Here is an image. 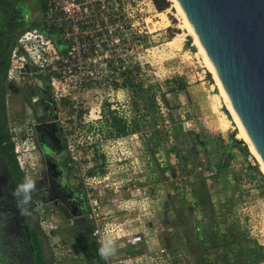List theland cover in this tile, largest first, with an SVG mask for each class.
<instances>
[{
  "label": "rangeland",
  "instance_id": "1",
  "mask_svg": "<svg viewBox=\"0 0 264 264\" xmlns=\"http://www.w3.org/2000/svg\"><path fill=\"white\" fill-rule=\"evenodd\" d=\"M20 1L24 3L25 9L38 10V14L41 12L42 0ZM160 11L166 12L167 22L159 18ZM154 13L152 19H147L148 22L155 23L154 27L148 23L153 30V36L152 40L146 43L152 46L150 50L152 55L149 56L151 63L145 62L134 67L130 72L133 80L140 83V86H136L135 91H131L123 86L110 88L101 85L100 89L93 91L91 96L81 97L78 104H84L86 101L88 105L86 114L88 126L83 123L74 127L71 121L67 122L66 127H70L65 131L66 148L69 149L74 142H78L80 155L90 156L86 158L87 162L93 164L90 174L94 172L93 168L100 170L96 166L100 164L96 156L102 149L101 143L104 142L102 133L97 134L96 126H100L105 130L104 137L109 140L108 158L120 154V150L129 158H132V155L137 156L138 166L134 165L133 168L140 170V175L148 184L153 183L164 189L158 197L159 218L164 228L161 237L164 245L171 247L174 252L183 254L184 259H180L181 262L264 264V184H261L264 175L261 179L256 172H253L255 167L259 168L258 161L245 142L239 138L238 143L230 147L232 156L229 162L217 167L216 162L220 156L223 154L225 158L227 157L225 149L230 142L229 136L238 138L235 122L224 105L223 97L219 94L218 86L202 54L198 52L191 34L183 25L180 14L176 12L170 0L169 5L162 10L155 7ZM170 38H175L172 47L167 45ZM60 46L63 47L64 43L61 42ZM141 55H143L142 59L147 58L146 53ZM175 76H183L187 81L184 89H170L171 79ZM153 83L156 85L149 87V84ZM162 91L168 98V105L161 102L158 96V92ZM100 95H103V100L108 101V105H105L106 109L113 106L116 114L126 120L128 127L136 125L139 130L116 135L113 124L106 121L109 111L106 110V114L100 118L94 109ZM13 97L15 108L21 114L19 118L5 116L9 139V126L14 125L18 130L17 125L22 123L25 117L31 116L26 102L28 97L23 96V93H16ZM69 99L71 105L72 99ZM220 114L229 118V126L226 130H220L217 126ZM62 115L67 116L68 113ZM9 122L11 125L8 124ZM95 123L97 125H94ZM89 141L92 145L91 149L83 150L85 142ZM238 144L244 146L247 151L242 150ZM21 146L29 170L26 171V176L20 170L22 176L21 178L17 176V184L24 183L25 177H30L39 183L42 178L39 168L42 167L37 165L39 160L36 157L37 152H33L35 150L33 142L27 141ZM201 162L203 165L214 162L217 171L208 179L197 176L196 180L191 182L193 205L189 203L186 206V200L177 194L168 196L167 189L174 184L173 179L170 178L171 174L178 171L179 174L183 173L187 176L188 172ZM81 163L78 162L80 173L84 167L83 159ZM129 171L131 172V168ZM27 196L29 194L21 188L19 200L26 209L29 220L33 221L30 219L34 216L31 210L37 215L38 208L43 206L46 219L53 224L58 223L59 216L55 207L51 204L39 203L33 210L32 206L36 199L32 196L30 203L24 204V198ZM166 201L170 211L163 208ZM153 207L157 208L154 204ZM197 216L203 220L199 233L193 229ZM176 227L183 230L187 242L183 243L181 237H178ZM208 227L211 233L206 232ZM40 229L41 234L44 233L48 254L52 255V241L60 243L59 245L55 243L56 247L53 248L55 254L62 256L60 264H100L96 259L88 262L80 251L79 242L90 239L84 232L55 233V237L49 239L45 236L44 230L41 227ZM227 233L229 236H224ZM199 235L203 237L199 238ZM239 241L242 250L237 249ZM62 243L64 245H61ZM251 248L259 252L254 254L250 251ZM192 251H196L197 254L194 256ZM54 264L59 263L54 262Z\"/></svg>",
  "mask_w": 264,
  "mask_h": 264
},
{
  "label": "built area",
  "instance_id": "2",
  "mask_svg": "<svg viewBox=\"0 0 264 264\" xmlns=\"http://www.w3.org/2000/svg\"><path fill=\"white\" fill-rule=\"evenodd\" d=\"M42 1L44 10L39 23L22 29L10 46L6 69L8 81L18 84L45 75L54 96H70L72 107L77 108L81 97L91 96L101 85L117 88L121 85L114 86V82H122L126 77L124 72L130 70V75L134 67L151 63L149 56L152 55V46L146 43L153 36L147 20L155 15L153 0ZM61 42L64 43L63 47L60 46ZM144 53L147 56L145 60L141 58ZM25 64L29 67L28 71L22 70ZM103 99V95H100L94 108L98 117L105 115L106 110L116 114L113 106L106 109L105 105L108 104ZM89 111H92L91 107ZM8 124L11 125L10 122ZM17 126L18 130L14 125L9 126L8 130L16 163L26 176L29 168L21 145L29 137L21 124ZM96 129L97 134L102 133L103 136L101 146L106 157V170L101 172L93 168L92 174L82 171L80 175L85 186L90 236L96 241L98 249L101 246L115 249L112 256L103 259L104 263L186 264L180 260L184 259L181 252H174L162 241L164 228L159 218L158 197L164 189L153 183L148 184L140 175V170L133 168L134 165L138 166L137 156L129 158L120 150V154L108 158L109 140L104 137L105 130L100 126H96ZM216 171L214 162L208 165L201 162L187 176L173 172L170 178L174 184L167 189L168 196L177 194L186 200V206L189 203L193 205L191 182L197 176L208 179ZM163 206L170 211L167 201ZM38 210V224L49 239H53L55 233H65L68 226L59 228L56 223L46 219L43 206ZM194 221L193 229L199 233L203 220L198 217ZM55 243L60 244L52 241V251ZM53 254V264H60L62 256L55 254V251Z\"/></svg>",
  "mask_w": 264,
  "mask_h": 264
},
{
  "label": "water",
  "instance_id": "3",
  "mask_svg": "<svg viewBox=\"0 0 264 264\" xmlns=\"http://www.w3.org/2000/svg\"><path fill=\"white\" fill-rule=\"evenodd\" d=\"M176 1L264 167V0ZM14 189L0 153V264H36Z\"/></svg>",
  "mask_w": 264,
  "mask_h": 264
},
{
  "label": "flooded vegetation",
  "instance_id": "4",
  "mask_svg": "<svg viewBox=\"0 0 264 264\" xmlns=\"http://www.w3.org/2000/svg\"><path fill=\"white\" fill-rule=\"evenodd\" d=\"M38 10L25 9L20 0H0V31L3 35L0 39V94L4 96V109L7 118H19L21 112H17L13 95L23 93L29 106L30 117H25L21 124L28 141L33 142V152H37V159L42 168L41 180H35L36 193L33 194L34 201L32 209L39 203L51 204L57 210L59 220L57 226H68L65 233L84 232L90 236V218L88 216V205L85 196V186L81 178L78 162L84 160L83 171L90 174L93 164L87 162L89 154L83 157L78 142L69 150L66 148V124L71 121L75 127L86 124L88 105L84 104L73 108L70 105V96L55 95L45 75H38L35 79L14 84L6 78V64L9 62V50L18 33L29 23L41 19ZM22 86V87H21ZM12 97V99H11ZM12 100V101H11ZM68 113L67 116L62 114ZM83 117V119H81ZM27 142V141H26ZM83 150L88 151L92 145L85 142ZM86 145H90L87 146ZM15 157V156H14ZM100 164L96 165L101 172L106 168V157L104 152L97 153ZM87 162V163H86ZM28 193V192H26ZM29 194V193H28ZM20 199V198H19ZM20 201V200H19ZM21 207H24L21 203ZM37 211V209H36ZM26 212V211H25ZM32 219L34 222L35 215ZM38 222V214L36 215ZM63 221H61V220ZM64 223V224H63Z\"/></svg>",
  "mask_w": 264,
  "mask_h": 264
},
{
  "label": "trees",
  "instance_id": "5",
  "mask_svg": "<svg viewBox=\"0 0 264 264\" xmlns=\"http://www.w3.org/2000/svg\"><path fill=\"white\" fill-rule=\"evenodd\" d=\"M153 2H154L155 7L158 10H162L169 5V0H153ZM43 10H44V2L42 1L41 11L43 12ZM40 16L42 17V13ZM39 21H40V19L38 21L31 22L26 27L37 25L39 23ZM2 35H3V32L0 31V39H1ZM7 65L8 64H6V67H5L6 69H7ZM129 71L130 70H128L127 72H124L126 74V77L120 83L114 82V86L121 85V86L126 87L127 89H129L131 91H135L134 90L135 87L140 86V83H137L133 80V78L128 74ZM171 81H172V84L170 86L171 90L184 89L187 86V81L183 78V76H175L171 79ZM154 85H156V83L149 84V87H152V86L154 87ZM158 96H159L160 100L165 105H168V98H167L164 91L158 92ZM104 102H105V104H108L107 100H105ZM156 106H157V104L155 103V107ZM5 116L6 115H5V109H4V96H2L0 94V153L3 156L5 163L7 164L9 175L13 181L14 188H16V186L18 185L17 184V182H18L17 176H20L19 178H21L22 175H21L20 169H19V167L16 163V160H15V157H14L13 144L10 141V139L8 138L9 134L7 131L6 117ZM107 117L108 118H106V121H108L109 124H113L114 129H115L114 133L116 135H124V134H128L130 132H137L139 130L138 126H136V125L128 127L126 120L123 118V116L113 113L112 110H109V116H107ZM229 140H230L229 145H227V147L225 149L227 157L225 158L223 156V154L220 156V158L216 162L218 168L229 162V159L232 156V154L230 153V147L232 146V144L234 145V144L238 143L237 138L234 137L233 135L229 136ZM238 146L242 150L247 151V149L244 146L239 145V144H238ZM257 169L258 168L255 167L253 169V172L255 173ZM21 183H22V181H21ZM261 184H264V181H262ZM16 199H17L19 205L21 206L19 198L16 197ZM24 215H25V219H26V222H27V225L29 228L30 242H31L32 247H33V258H34L35 263L36 264H53V260H54L53 252L51 251L52 255L47 253L48 250H47V246H46L45 237L43 235L44 233L41 234V231H40L41 229H40L39 224L37 222L36 215H35L34 222H32L31 220L28 219L26 212H24ZM177 231L179 234L178 237L179 238L181 237L182 242L183 243L187 242L186 235L183 233V230L178 229ZM206 232L211 233L209 227L206 228ZM204 235L206 236L205 233H204ZM224 236L228 237L229 235L227 233ZM237 242H238V240H237ZM240 243H241V241H239V244L237 246L238 250H242L240 248L241 247ZM79 249L82 252L85 260H87L88 262H90L93 259H96L98 261V263L105 264L104 260L99 255L98 245L92 237H90V239L85 241V242H79ZM250 251H252L254 254H257L259 252L255 248L254 249L251 248ZM191 253L194 256L197 254L196 251H192ZM197 263L199 264V262H197Z\"/></svg>",
  "mask_w": 264,
  "mask_h": 264
},
{
  "label": "bare ground",
  "instance_id": "6",
  "mask_svg": "<svg viewBox=\"0 0 264 264\" xmlns=\"http://www.w3.org/2000/svg\"><path fill=\"white\" fill-rule=\"evenodd\" d=\"M170 2H171V5L175 8L176 12L178 14H180L179 17H181V21H182L183 25L186 26V28L188 29L189 33L191 34V36L193 38L194 45H196L198 52H200L202 54L203 59H204V62L206 64V66L208 67L210 73L212 74V77L214 78L216 85L218 86L219 94L223 97V100H224V105L228 109V112L231 114L232 120H234V122H235V125H236L235 128H236V131H237V134H236L237 137L240 138V139H242L245 142L247 148L250 150V152L254 155V157L258 161L259 169L264 174V167H263V165H262V163H261V161H260V159H259L256 151L254 150L252 144L250 143L247 135L245 134L242 126L240 125V123H239V121H238V119H237V117H236V115H235V113H234V111H233V109H232V107H231V105H230V103H229V101H228L225 93L223 92V90H222V88H221V86H220V84L218 82V80L216 79L215 75L213 74V72L211 70V67L209 65L207 56L204 53V51H203L200 43L198 42V40H197L194 32L192 31V29H191L188 21L186 20L184 14L182 12V10L180 9V7H179V5H178V3H177L176 0H170ZM158 16H159L160 19L165 20L167 22V15H166V12L165 11H160L158 13ZM150 19H152V18H150ZM148 23H151V27H154L155 26V23H152V22H148ZM174 42H175V38H171L170 40H168L167 45L169 47H172L174 45ZM172 49H174V48H172ZM217 126L220 128V130H226L228 128V126H229V118L226 115H224V114H220L219 117H218Z\"/></svg>",
  "mask_w": 264,
  "mask_h": 264
},
{
  "label": "clouds",
  "instance_id": "7",
  "mask_svg": "<svg viewBox=\"0 0 264 264\" xmlns=\"http://www.w3.org/2000/svg\"><path fill=\"white\" fill-rule=\"evenodd\" d=\"M24 183L19 184L16 186V188L13 190V195L20 198V189L23 188L24 191L29 193V196L24 198L23 203L24 204H29L30 201L32 200V196L33 194L36 193V188H35V180H33L30 177H25L24 178ZM22 203V202H21ZM26 211V209L24 207L21 208V212L22 214H24V212ZM99 255L101 256L102 259L107 260L110 256H112L115 253V249L112 248H105V247H100L99 250Z\"/></svg>",
  "mask_w": 264,
  "mask_h": 264
}]
</instances>
